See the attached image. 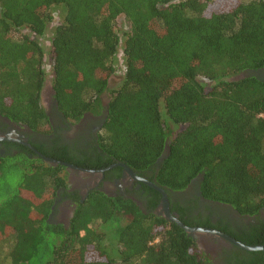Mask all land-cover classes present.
I'll return each mask as SVG.
<instances>
[{"label": "trees", "instance_id": "obj_1", "mask_svg": "<svg viewBox=\"0 0 264 264\" xmlns=\"http://www.w3.org/2000/svg\"><path fill=\"white\" fill-rule=\"evenodd\" d=\"M262 69L264 0H0V114L46 129L48 78L68 120L106 112L94 165L45 155L122 162L171 191L198 178L204 198L249 216L264 208V77H236ZM65 170L23 151L0 155V264H214L180 225L124 196L76 194L68 224L52 222L59 193L73 196ZM7 172L20 176L14 190ZM259 222L236 239L264 244ZM223 259L264 264V252L233 245Z\"/></svg>", "mask_w": 264, "mask_h": 264}, {"label": "flooded vegetation", "instance_id": "obj_2", "mask_svg": "<svg viewBox=\"0 0 264 264\" xmlns=\"http://www.w3.org/2000/svg\"><path fill=\"white\" fill-rule=\"evenodd\" d=\"M257 73L258 76L264 77V69ZM42 99L49 116V126L46 129L33 130L25 124L14 122L0 114V155H16L20 151L27 152L29 157H41L39 154L44 152L51 155L64 153L76 161H82L89 166L94 165L99 158L93 146L98 145V133L104 124L106 112L99 114L87 112L80 120L73 122L68 120L60 110L52 87L50 91L43 89ZM106 167L84 166V168L96 170ZM78 173L77 177L86 176L79 182L84 183V187L79 185L75 188L71 183L68 192H72L73 196L59 193L50 216L55 214L58 206L64 204L65 212L72 210L70 220L77 206L76 194L81 197V201H84L92 190H100L109 196L129 198L142 209L154 211L165 217L161 214L164 194L153 186L160 187L150 179L151 174L141 175L134 170L131 173L122 166H114L103 173ZM199 182L200 180L196 178L184 190L178 191L160 187L167 194L169 208L176 217L179 218L182 213L184 219L191 223L207 224L203 227L219 230L231 237L234 236L235 239L237 235L242 236L244 232L250 230L252 225L260 224L261 220L264 221V208L258 215H241L229 204L204 198L200 192ZM155 202L157 204L154 205ZM199 234L206 235V240L217 248L218 253L213 259L214 264H224L223 252L225 249H231L234 244L224 238H217L213 234Z\"/></svg>", "mask_w": 264, "mask_h": 264}, {"label": "rangeland", "instance_id": "obj_3", "mask_svg": "<svg viewBox=\"0 0 264 264\" xmlns=\"http://www.w3.org/2000/svg\"><path fill=\"white\" fill-rule=\"evenodd\" d=\"M219 3L217 4H211L209 6V8L207 9V13H211L212 11L216 10L219 8ZM55 16H56V21L59 20L60 16H59V13L58 11H55ZM128 27L127 23H126V20L124 18V16H120L116 22V29L121 33H123V31ZM52 28V26L50 27ZM51 34V31L49 30L47 32V35H45L44 37H42V42L43 44L46 46V48L48 49L49 45H50V41H49V38L48 36H50ZM119 56H120V61L122 60V51L119 52ZM122 74H123V68L119 69L111 78H110V88H114L116 87L121 78H122ZM244 74L243 73H240L237 77H242ZM236 77V78H237ZM52 87V82L50 80V78L47 79L46 81V84H45V87H44V90L45 89H51ZM44 96H45V93H44ZM47 98V97H46ZM104 100L107 101L108 100V93H105V95L103 96ZM42 102L44 104V100L42 99ZM78 172L76 171H72V170H68L66 169L65 170V174L67 175V178H68V181H69V184L73 185V187L76 188V186H81L83 185L84 187V183H79L81 182L82 179H84L86 176L84 175H80L77 177V174ZM79 174V173H78ZM20 181V176L19 175H15L14 173H11V172H7L6 173V181L7 182V185H5L6 188H8V190H14V188H17L18 187V183ZM66 206H64V204H62L61 206H58L57 210H55V214L50 216V220L52 222H56V223H64V224H68L69 222V217H70V214H72V210H68L67 212H65V208ZM207 236L206 235H200L198 234L197 236V241H198V244L199 246L204 249L207 253H209L211 255V257L213 259L216 258L217 256V248L213 246V244H210L207 240H206ZM8 249H9V245H6L4 247V251L5 253L8 252ZM5 264H10V260L8 258L5 259Z\"/></svg>", "mask_w": 264, "mask_h": 264}, {"label": "water", "instance_id": "obj_4", "mask_svg": "<svg viewBox=\"0 0 264 264\" xmlns=\"http://www.w3.org/2000/svg\"><path fill=\"white\" fill-rule=\"evenodd\" d=\"M243 76L242 77H246L249 75H258L257 71H246L243 72ZM242 77H237V78H242ZM169 146L167 145V153H169ZM41 156V158H43L45 161H47L48 163L52 164V165H63L65 166L67 169L72 170V171H76V172H85V173H96V172H105L108 169L113 168L114 166H122L125 168V170L129 171V172H133L132 168L129 167L128 165H126L125 163L122 162H117V163H113L110 166L103 168V169H89V168H84L81 166H78L76 164L73 163H69V162H65V161H61L58 160L56 158L53 157H49L46 156L44 154H39ZM161 160H159L160 162ZM147 182V181H145ZM149 183V182H148ZM151 184V183H150ZM153 185V184H151ZM154 187H156L158 190H160L163 194V213L165 218L168 219L171 222H175L178 225H180L185 231H187L190 235H192L194 238H197L199 233H209V234H213L215 237L217 238H224L228 241H230L231 243H233L234 245L245 249V250H249V251H263L264 252V244H258V245H247L241 241L236 240L235 238L219 231L216 229H212V228H204V227H192V226H188L186 225L183 221H181L178 217H176L170 210L169 208V199L167 197V194L164 192V190L160 187H157L155 185H153Z\"/></svg>", "mask_w": 264, "mask_h": 264}]
</instances>
